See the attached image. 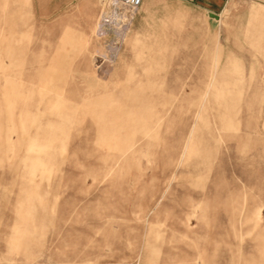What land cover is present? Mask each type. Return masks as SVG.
I'll use <instances>...</instances> for the list:
<instances>
[{"label":"rangeland","instance_id":"obj_1","mask_svg":"<svg viewBox=\"0 0 264 264\" xmlns=\"http://www.w3.org/2000/svg\"><path fill=\"white\" fill-rule=\"evenodd\" d=\"M119 5L0 0V264H264V0Z\"/></svg>","mask_w":264,"mask_h":264},{"label":"crops","instance_id":"obj_2","mask_svg":"<svg viewBox=\"0 0 264 264\" xmlns=\"http://www.w3.org/2000/svg\"><path fill=\"white\" fill-rule=\"evenodd\" d=\"M162 0H144L143 4L141 5L140 9L138 10V15H141V19H139L138 15L135 17L134 25L136 27H140L141 21H145L148 16V12L156 11L159 6L158 2H161ZM165 1H171V0H165ZM173 2L179 3L184 8L188 9H200V10H206L207 12H218L224 4L228 0H172ZM149 5H152L151 7H148ZM145 7L141 12V8Z\"/></svg>","mask_w":264,"mask_h":264},{"label":"built area","instance_id":"obj_3","mask_svg":"<svg viewBox=\"0 0 264 264\" xmlns=\"http://www.w3.org/2000/svg\"><path fill=\"white\" fill-rule=\"evenodd\" d=\"M120 5L116 7V26L119 29H129L138 14V10L143 4L144 0H119Z\"/></svg>","mask_w":264,"mask_h":264},{"label":"water","instance_id":"obj_4","mask_svg":"<svg viewBox=\"0 0 264 264\" xmlns=\"http://www.w3.org/2000/svg\"><path fill=\"white\" fill-rule=\"evenodd\" d=\"M212 15H214L216 18H218V17H219V15H217V14H212Z\"/></svg>","mask_w":264,"mask_h":264}]
</instances>
